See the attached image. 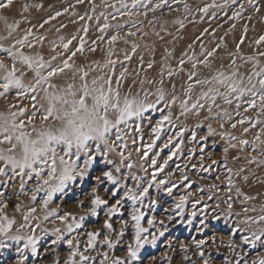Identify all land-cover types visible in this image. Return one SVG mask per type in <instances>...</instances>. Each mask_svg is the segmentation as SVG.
Segmentation results:
<instances>
[{"label":"rangeland","instance_id":"1","mask_svg":"<svg viewBox=\"0 0 264 264\" xmlns=\"http://www.w3.org/2000/svg\"><path fill=\"white\" fill-rule=\"evenodd\" d=\"M210 1L140 0L138 6L132 8V0H126L124 2L129 5L128 10L132 12V15L129 16L120 14L128 11L120 9V0H68V2L67 0H56L43 5L36 4V0H17L13 1L9 12L16 17V21L28 24V27L24 29L26 31L37 29L43 25L48 30L51 29L49 37L54 39L47 42L49 45L47 50L51 52L61 55L67 54V57H69L74 52L87 53L93 47H96V49L104 48L108 53L109 59L117 61L115 64L117 68H122L126 64L125 56L127 55L135 60L134 67L149 70L152 68L149 67V64H151L149 60L142 63L139 61L141 54L146 52L150 54V51L148 52L149 49H145L143 46L149 44L152 39L150 46L156 45L159 48V52L160 49L165 47L164 42L167 40H170V44L176 42L177 40H173V34L178 28H174L172 25V23L176 22L170 21L186 20L188 22L187 25L194 26V31L186 35H188L191 43L195 44L196 42L198 44L202 43V31L208 28V24L211 23V25L218 26L219 22H229L232 27L238 26L236 51H239L240 54L236 55L240 58L241 64L243 63L241 65L244 70L242 72L243 85L250 87L248 85L249 76L256 69L264 68V55H262L264 54V49L259 52L255 50L260 36H264V0ZM114 5L116 9H120V12H117L118 14H113L115 12L112 11ZM25 6H27L26 9ZM71 8L76 11L68 14ZM204 8H207V11H201ZM112 19L116 23L109 25L108 22L113 21ZM68 20L73 23L69 30L64 28L65 22ZM78 23L79 26L76 27ZM105 23L109 25L108 28L103 27ZM148 24L153 26L145 28L149 27ZM117 25L121 27H117ZM255 26H259L258 29ZM85 27L87 31H85ZM197 27H199L198 31ZM21 29L22 27H19V30ZM129 32H133L135 35H128ZM232 32L234 31L229 28L225 30L224 34ZM113 35L121 37L114 42L115 46H113V43L111 47L102 46V41H108L110 44V38ZM191 35L192 37H190ZM246 36H248L247 40ZM46 37V34L42 37L30 34L27 35L26 43L27 45H33L36 41ZM254 42L256 43L254 44ZM64 44L68 45L67 49L64 48ZM81 44L85 50L77 51ZM157 44H161V46L159 47ZM133 45L137 46L135 52L132 51ZM126 46L128 49L125 48ZM169 48L164 52L165 56L161 54L162 52L158 54L162 62L168 61L170 62L169 65H171V67L168 66L163 70V77L171 76L174 80L173 82L169 81L167 90L171 93L173 88L179 86V84L180 88L186 90L188 85L193 83L192 80L188 79L189 75H186L187 73L180 74L176 71V73L172 72L174 70L178 71V69H185L182 64L186 63L187 56L183 55V57L175 50H168ZM215 48L217 47L213 46L208 49L203 58L209 57V53ZM3 49L6 48L0 45V58L6 59L8 63H13L8 56V52ZM17 49L21 50L22 47L18 45ZM109 52H111V55H109ZM230 56L233 57V55ZM210 61L212 60L206 62ZM194 63L195 59L191 61V65ZM16 65H20L18 60ZM56 65L58 64H51L53 67ZM169 72L172 75H169ZM258 79L259 77L256 80L253 78V83H257ZM158 82L161 83V80L158 79ZM200 85L198 84V86ZM257 88H259L258 83ZM168 95L166 94L164 99L161 100L162 102H159L167 104L164 100H168L166 98ZM196 97L197 95H195L194 101H198L197 103L201 104L200 100H197L198 97ZM250 99L251 97L248 96L246 99L241 100L239 105L244 110H238L231 116L221 113V109L218 108L212 113L213 115H206L209 119L202 117L198 119L197 117L191 118V121L197 124H191L188 128V133L195 132L197 133L196 137L199 138L198 141H207L206 148L211 144L212 146L208 149L211 152L210 158H215L218 164L226 165L231 170L232 178L224 177L220 182L215 181L216 172L203 175L189 168L186 170V174L178 173L173 175L174 177L179 176L176 180L172 178L166 179L165 177L167 176L163 177L167 173V167L160 169L159 174L146 176L147 167L144 166L145 162L141 156L143 154L142 140H129V142L127 140L124 147H121L123 145L122 141L116 143L114 140L115 144L113 147H115L116 151L109 152L107 158L103 155H97L89 169L88 177L83 181L77 177L76 180L69 182L64 192L56 193L47 209H44L41 207V200L46 195V186L39 182L35 176L31 179L27 176L21 177L13 173L10 167H6L4 163L0 162V167L5 169L4 174L0 175V214L15 221L9 235L35 236L39 238L36 242L35 255L30 249L24 251V264H63L70 249L64 240L55 244L52 243L56 240L57 235L63 236L64 239L78 237L80 250L83 251L87 241L86 233L95 230H100L102 235L98 238L95 249L85 252V255L90 257L89 264H100L103 259L101 255L103 252H107L109 257L106 264H112V260L115 257L126 258V248L131 242L134 231L131 226L132 222L129 221L124 236L116 244L115 248L108 249L106 245L99 243V240L103 239V234L107 232V230L103 229V221L107 217L103 208L97 210L96 216L87 214V209L91 206L92 189L97 188L98 194L105 199L110 197L111 190L117 191V196L110 199V203H114L115 199H120L128 188L139 192L144 187L149 186L150 181L152 183L149 187V192L143 198L144 206L141 210L145 213V219L141 223L142 226L148 228V232L145 235H148L149 239L152 234L157 235L158 239L155 245L146 244L139 252L138 260L134 261L133 264H204L205 259L208 260L209 264H226V262L228 264H237L238 260L239 264H245V261L247 264H254V262L258 264L259 259L264 258V237L251 242V235L252 232L259 233L260 229L264 228V223L253 224L249 222L245 224L243 221L249 217L257 218L260 215H264V106H262L259 97H254L251 100L255 99V107L251 108L248 106ZM156 101L157 98L152 102L155 107L159 105V102L157 103ZM168 101H172V99ZM223 104H226L224 99ZM208 105H210V102L207 100L205 106ZM229 105L234 107L236 103L231 100ZM165 112V109L161 112L162 117L167 116ZM153 113H156V111ZM222 116L223 120H221ZM153 120H158V118L154 117ZM219 121H222V123L220 124ZM129 123L136 124L137 122L135 118H132L127 125L121 124L119 126L120 129H123V127L129 129ZM223 123L227 129L232 130L231 137L229 139L226 137L225 141L222 138L224 137ZM182 127L179 124V129ZM209 128L212 130L211 135H209ZM245 128L248 129L247 132L244 131ZM113 132H116V129L112 130L108 137L109 140ZM128 132L131 133L132 131ZM135 134L142 135L141 128L135 130ZM122 137L125 138L124 136ZM202 137L204 139H201ZM241 140H245L247 143L241 145ZM151 141L150 145L153 144V140ZM228 141H230V144ZM230 145H235V147ZM225 148H227V152L224 151ZM58 150L60 155H63V152L60 149ZM90 150L95 152V143L90 142ZM73 151L75 150L73 149ZM121 152H123L126 159L121 166L120 173H116L115 168L121 163ZM157 153L160 158L151 166L152 168L162 164L163 159H161V156L165 152L164 150L152 151V154ZM253 157H255L254 160ZM210 158H208L209 161L211 160ZM83 160L84 157L81 155L78 163L82 165ZM107 160H112L113 163L108 164ZM129 163L133 165L130 169L127 167ZM102 170H111L125 187L114 188L113 185L107 182L105 184L96 182L92 177L99 175ZM46 174L47 170L45 169L44 175ZM125 174H127V178H125ZM133 175L138 180L132 179ZM153 176H155V181H153ZM229 179L232 182L231 185L228 183ZM22 180L25 181L23 187H21ZM161 180L166 183L158 187V182ZM38 184H40L41 190L35 191ZM137 184L140 185L139 188H137ZM212 185H216V187H212ZM166 188L172 189L171 194L165 191ZM237 189H239V194ZM34 191L36 195L35 201L32 199ZM180 196L187 197L182 211L176 208ZM245 197H253V199H245ZM153 200L156 201L155 204L151 203ZM78 201H84V203L78 206ZM122 203L123 207L120 213L113 215L110 221L116 231L120 229L119 220L121 218L127 220L128 212L132 208V202L127 198ZM229 203L232 204L231 209L228 208ZM136 207H141V204L138 202ZM32 208L35 209V212H32L29 215V219L25 221L24 216ZM53 209L56 210V214L44 219L45 215ZM245 209H249V211H245ZM251 209H255V211ZM66 212L71 215L66 222H61L58 216L64 215ZM192 213H195V215H191ZM73 216L77 220H79L80 216H85V220L81 228L68 233L66 225L72 222ZM148 217L155 218V222L151 227L147 224ZM161 221L163 223H160ZM21 225L26 226L21 227ZM57 229L60 230L59 233H57ZM233 229H237V231L233 232ZM239 229H243V231ZM158 230L163 231L164 235L159 236ZM110 235L112 239H115V233ZM243 236H248L250 242L244 243L242 241ZM201 240L205 241V243L198 248L197 242ZM5 243L8 247L0 248V264H15L19 258L17 249L23 248L26 241L22 239L19 243H16L6 240ZM182 244L184 248L181 247ZM200 252H203L204 255L201 256ZM152 257H155V259H151ZM185 257H188V259H185Z\"/></svg>","mask_w":264,"mask_h":264},{"label":"snow or ice","instance_id":"2","mask_svg":"<svg viewBox=\"0 0 264 264\" xmlns=\"http://www.w3.org/2000/svg\"><path fill=\"white\" fill-rule=\"evenodd\" d=\"M13 0H0V8H7L12 5ZM140 0H132L131 7L136 8ZM115 7V6H113ZM187 7V6H186ZM27 6H25V9ZM120 9H129V5L120 0ZM120 9H116L117 12H120ZM201 11H207V8L201 9ZM121 15L127 14L132 15L130 10L126 12H121ZM103 15V14H102ZM107 19V18H106ZM0 20L5 22V26L9 30V35L18 24H8L6 17H0ZM177 23H180L177 21ZM104 28H108L109 25L105 23ZM117 27H121L117 25ZM85 31L87 28L85 27ZM31 31L25 35V37L15 41L16 45L23 47L27 42V35H30ZM128 35H135L133 32H129ZM118 35H113L110 38V42L114 43L119 39ZM4 39V37H0ZM260 41H264V36L260 37ZM83 44V41H82ZM77 48V51H83V46ZM31 47V45H28ZM15 47V45L13 46ZM136 45L132 46V51L135 52ZM64 48L67 49L68 45L64 44ZM8 52V55L13 57L12 67L8 68L2 61H0V69L3 70L4 74L0 77V96H4L9 92L10 89H19L18 95H24L27 92H37L43 91L44 95L41 97L42 103H40L38 111L42 112L41 116V125L39 128L33 127L32 131L26 130V125L23 120L17 122L16 117L24 115L25 110L21 108L19 112H10L7 115L0 113V145L8 144L9 147L6 149L0 148V162H3L6 167H10L13 173L20 175L21 177L27 176L31 179L33 176L46 186V195L41 200V207L47 209L49 203L52 201L53 196L56 193L64 192V189L67 187L68 183L74 181L79 177L83 181L89 175V169L91 168L93 161L97 155H103L107 158L108 153L116 151L113 145L115 141L109 142V135L113 129H116V139H122L120 125H127L128 121L132 118H140L145 111L149 108H154L153 103L147 102L148 93L145 92V98L141 99L138 96H129L121 95L118 88H113V76L112 75H97L93 77L90 81L87 79L88 73L84 72L83 69H78L81 72L79 76L80 83L73 84L70 83L66 87L58 88L56 84L51 83V78L59 73H62L65 69H70L73 67L68 61L71 60L72 56L75 55V52L72 53V56H69L68 59L63 61V66L60 65L51 66L50 62H45L42 57H32L24 55V53L17 50L13 52L12 49H3ZM94 51V49H92ZM111 55V52H109ZM211 55V53H209ZM264 55V54H262ZM17 59L19 63L26 66L27 69L31 70L34 73V83L25 84L21 78L24 73L17 68L16 62ZM55 59V57H53ZM125 59H130L129 56H125ZM251 59V58H250ZM117 61L109 59L107 63L101 68L111 66L114 70L115 64ZM183 63V61H181ZM152 65L149 64V67ZM196 65L193 64V68ZM21 71V75L17 76L16 73ZM169 75H172L169 72ZM124 72L120 73L119 77H116L117 85L120 84V80L123 78ZM196 76L195 71L191 72L188 79L192 80ZM236 73H232L231 76H226L223 72H217L216 75L212 78L195 81L196 84H218L223 85L227 88L228 93H237L239 96H243L246 92L251 93L253 97H259L262 106H264V68H261L260 71L254 72L248 78V85L246 87L243 85L242 81H237L235 79ZM253 77H259L257 83L259 88L257 89V83H253ZM143 83V81H141ZM151 83V81H149ZM193 85L189 84L186 89V94L192 91ZM51 90V91H50ZM211 94V99L215 100L217 95L223 96L225 103H231V100L228 99V95L220 93L218 89L210 87L207 92H203L201 95L203 98H208ZM31 99L35 102L37 101V96L33 95ZM164 99L163 89H157V103ZM46 102V103H44ZM173 102H175V97H173ZM239 106V105H238ZM248 106L251 108L255 107V99L248 101ZM33 107L36 108V103H33ZM181 107L184 112L189 111L188 101L184 100L181 104ZM203 107V105L194 103L192 104V109H197ZM183 114V113H182ZM36 112H33L28 118V123L31 124L33 118L35 117ZM170 116V114H169ZM169 116H164L161 121H157L156 127L153 131L159 135V131L163 121L169 120ZM51 119L55 121L56 124L45 125V121ZM243 123V121H241ZM235 127V125H233ZM139 128V126H137ZM245 132L248 131L247 128L244 129ZM212 134L211 128H209V135ZM201 139H204L203 137ZM235 139V137H233ZM259 139V137H257ZM90 142L95 143V152L90 150ZM155 143V141H153ZM247 141L241 140L240 144L244 145ZM103 146V147H102ZM235 147V145H230ZM124 147V145H121ZM58 148L63 152V155H60ZM73 149L75 151H73ZM203 150V149H202ZM139 151V149H137ZM227 152V148L224 149ZM83 155L84 160L83 164L80 165L78 162ZM147 155V152L144 153ZM67 157V159H66ZM73 157H75L73 159ZM121 163L116 166L115 172L120 173L121 166L126 159L123 155V152L120 153ZM168 159H171L169 156ZM255 157H253V160ZM251 162V161H250ZM108 164H112V160H107ZM156 161L153 160V164ZM167 163V160L165 161ZM216 163V161H213ZM132 164L129 163L127 167L132 168ZM163 168V165L160 166ZM45 169L47 174L44 175ZM79 169V170H77ZM17 170L18 173H17ZM5 169L0 167V175L4 174ZM231 170H229L230 172ZM99 184H111L114 188L125 187L116 175L113 174L111 170H102L99 175L92 177ZM127 178V174H125ZM132 179L138 180L136 176H132ZM219 179V177H217ZM153 181H155V176H153ZM25 181L22 180L21 187H23ZM152 181L149 182V186L144 187L142 191H134L132 188H128L124 192L123 196L120 199H115L114 203H110V199L117 196V191L111 190L110 197L108 199L103 198L98 194V189L93 188L91 193L90 207L87 209V214L91 216L97 215V210L103 208L105 210L106 219L103 221V229L107 230L103 234V239L99 240V243L106 245L108 249L115 248L116 244L121 240L125 234V229L129 225V221L132 222L133 235L131 242L127 245L126 248V258L115 257L112 260V264H133L134 261L138 260V254L146 244L155 245L158 236L155 234L151 235L149 239L148 235H145L148 232V228L142 226L141 221L145 219V213L141 210L143 205V198L148 194L149 187L151 186ZM166 182L161 180L158 182V187L164 185ZM231 185V180L228 181ZM140 185L137 184V188ZM216 187V185H212ZM40 184L37 185L35 191H40ZM108 191L107 189H105ZM35 191L33 193L32 199L36 200ZM169 194H171L172 189L166 188ZM239 194V189H237ZM127 198L132 202V208L128 212V219L125 220L121 218L119 220L120 229L116 231L113 227V224L110 223L113 215L120 213L121 208L123 207L122 201ZM187 197L180 196L179 203L176 204V208L183 210V205ZM245 199H253V197H245ZM141 204V207H136L137 203ZM84 201H78V206L82 205ZM155 204L156 201L151 202ZM195 207V205H193ZM228 208H232V204H228ZM255 211V209H251ZM249 211V209H245ZM35 212V209L32 208L29 210V213L24 216L25 221L29 219V215ZM56 210L48 212L45 215L44 219H48V216L55 215ZM70 213H64V215L58 216V219L61 222H66ZM191 215H195L192 213ZM171 219V217H169ZM218 219V218H217ZM85 216H80L79 220L76 217H72V222L66 225L67 232L71 233L75 229L81 228ZM155 222L154 217L147 218V224L149 227L153 226ZM249 222L255 223H264V215H260L257 218L249 217L243 221V223L248 224ZM15 223L14 220L8 219L6 216L0 214V248L8 247L5 243L6 240H11L16 243H19L22 239L26 241L23 248L17 249L19 258L16 260L15 264H24V251L30 249L31 252L36 254V242L39 239L35 236L22 237L19 235H9L12 225ZM160 223H163L161 221ZM26 225H21L25 227ZM243 231V229H239ZM34 231V230H33ZM59 233V229L56 230ZM159 231V230H158ZM237 229H233V232ZM115 233V239H112L111 235ZM87 241L84 247V250H80V241L77 238L64 239L63 236L57 235L56 240L52 243L55 244L61 240L69 246V252L67 259L63 264H89L90 257L85 255V252L89 250H94L98 238L102 235L100 230L88 231L86 233ZM164 232L159 231V236H163ZM264 237V228H261L259 233L252 232V241L260 240ZM242 241L244 243H249V237L243 236ZM205 241L201 240L197 242V247L204 244ZM231 243V242H230ZM184 248V245H181ZM186 250V249H185ZM201 256L204 255L203 252L199 253ZM103 259L100 261V264H106L109 257L107 252L101 253ZM166 255V254H165ZM95 259V258H92ZM151 259H155L152 257ZM188 259V257H185ZM204 264H209L208 260H204ZM228 264V262H226ZM239 264V260L237 261ZM245 264L247 262L245 261ZM256 264V262H254ZM258 264H264V258L259 259Z\"/></svg>","mask_w":264,"mask_h":264},{"label":"bare ground","instance_id":"3","mask_svg":"<svg viewBox=\"0 0 264 264\" xmlns=\"http://www.w3.org/2000/svg\"><path fill=\"white\" fill-rule=\"evenodd\" d=\"M13 1H17V0H13ZM36 1H37L36 4L43 5V4H47V2L48 3L55 2L56 0H36ZM114 1H117V0H114ZM10 7H12V5H10L7 8H0V17H6L8 24H16V22L18 21H16V17L9 12ZM75 11L76 10H73V8H71L68 11V14L71 12L73 13ZM112 11H115L113 12V14H118L116 11V6L112 8ZM112 20L113 21L108 22L109 25L116 23L114 19ZM197 21H200V20H197ZM170 22H176V23H172V25L174 26V28H178L177 31L174 32L173 34V37H174L173 40H177L176 42H173L172 44H170L169 42L170 40H167L166 42H164L165 47L160 49L159 52H158L159 48L156 45L150 46L151 45L150 42L152 41V39L150 42L148 41L149 44H145V46H143V48L149 49L148 52L150 51V54H147V52L141 54L139 61L142 63L143 61L149 60L152 65L151 66L152 68L150 70L142 69L139 67H134L135 60L132 58L128 60L126 59V62H125L126 64L123 65L122 68L120 67L117 68L115 66L113 70L112 67L109 66V67H105L102 69L101 66L105 65L107 61L109 60L108 53L106 49L104 48L96 49V47H93L92 49H94V51L90 49L87 53H81V52L77 53L76 52L74 56L71 55L72 58L68 62L72 64L73 67L70 69H65L62 73H59L58 75L53 76L51 78V83L56 84L58 88L66 87L70 83L78 85L80 83L79 76L81 75V72L78 71V69H83L84 72L88 73L87 79L89 81L97 75H105V74L112 75L113 76L112 86L113 88H118L122 96L123 95L138 96L139 98L144 99L145 92H147L148 93L147 98H146L147 102L152 103L154 99L157 98V89H163L164 96L166 94H169L168 96H166V98L168 100L172 99V101L164 100L167 102V104L161 103L162 101L159 102V105H157L156 107L149 108L147 111H145L143 115L141 116V119L135 118L137 122L136 124L129 123L128 124L129 129L123 127V129H121L120 134L121 136H124L125 138L122 137V139L117 140L116 132H113L114 136L112 135L111 139L113 141L115 140L116 143L118 141H122L123 145L127 142V140L128 142L129 140L130 141L142 140L143 154L141 156H142L143 161L145 162L144 166L147 167L146 176H149L150 174H153V175L159 174L160 169H161L160 166L163 165V167H167V173L163 175V177L167 176L165 177L166 179L172 178L173 180H176L179 176L174 177L173 175L178 174V173L186 174V170H188V168L193 169L196 172H200L203 175L206 173L212 174L216 172L217 175L215 176V181L217 182H220L221 179L224 177L232 178V173L229 172V169L226 165L224 166L223 164H218V162L213 163V161H215V158H210L211 152L210 150H208L210 149L212 145L210 144V146L206 148L205 146L208 144V142L198 141L199 138L196 137L197 133L195 132L188 133V128L191 124H197L191 121V118L193 117H197V119L201 117L206 119L208 118L206 115H209V116L213 115L212 113L218 108L221 109V113H224L227 116H231L233 113L237 112L238 110H241V109L244 110V108L239 105V102L241 100L246 99V97L248 96L251 97V99L254 98L253 96H250L251 93H248V92H246L243 96H239V98H237L238 96L237 93L229 94L227 88L223 85L202 84L198 86V84L195 83L197 79L199 80L209 79L210 80L212 76L217 74V72H223L226 76H231L232 73H236L235 79L237 81H242V72L244 70L241 67V65L243 63L241 64L240 58L236 55V54H240L239 51H236V39H237V33H238V26L232 27L229 22L228 23L219 22L218 26L211 25L210 23L208 24V28L202 31L203 33L202 43L198 44L196 42L195 44V43H191V40H189V37H188L190 32L194 31L193 29L194 26L191 27L187 25L188 22L186 20H180L179 24L177 23V21H170ZM65 23L66 24L64 28L68 30L71 27V25H73V23L69 22V20L66 21ZM78 26H79V23L77 24L76 27ZM148 26L149 27H145V28H150L153 25L150 26L148 24ZM19 27H22V29L19 30ZM27 27H28L27 23L24 24L22 22H18L15 28V31H13L11 35H9V30L5 26V22L3 20H0V37H4V39H0V45L6 49H12L13 52H16L18 50L17 49L18 45L15 44V41L25 37V35L29 32V31L24 30ZM42 27H44V25L39 26L37 29L36 28H34L33 30L31 29L30 30L31 34L38 36V37H42L43 35L46 34L47 37L45 39L36 41L33 45H31V47H29L27 43H25V45L19 51L24 53V55H27V56L42 57L45 62H50V64H58L62 67L63 61L68 59L67 57L68 55L67 54H63V55L56 54L54 52L47 50L49 47L47 42L52 41L54 38L49 37V35L51 34L50 33L51 29L48 30L46 27L44 28ZM258 27L259 26H255L256 29H258ZM229 28H231L234 32L230 34H224L225 30H228ZM198 30H199V27H197V31ZM16 35H17V38H16ZM220 36L222 37L221 39H220ZM190 37H192V35ZM247 39H248V36H246V40ZM101 43H102V46H106V47H111L112 45V43L109 44L108 41H102ZM255 43L256 42H254V44ZM14 45L15 47H13ZM157 45L159 47L161 46V44H157ZM113 46H115L114 43H113ZM213 46H216L217 48L211 51V55L209 57L203 58V56L205 55V52L208 49L212 48ZM125 48L128 49L127 46ZM167 48H169L168 50H175L179 55L187 56L186 63L182 64V66L185 67V69H178V71L174 70L172 73L179 72L180 74L187 73L186 75H190L191 72L195 71L196 76L193 77L192 79L193 88L190 93L186 94V90L180 88V84L179 86L174 87L171 93L168 92L167 90L168 83L169 81L173 82L174 80L172 79L171 76L163 77L164 76L163 70L168 66L171 67V65H169L170 62L168 61L162 62V60H160L159 55H158L162 52L161 54L165 56L166 54L164 52H166ZM263 49H264V41H260V43H258L255 46V50L259 52L260 50H263ZM230 55H233V57H231ZM53 57H55V59H53ZM9 58L11 62H13V57L9 56ZM194 59H195L194 64L196 65L195 68H193V65H191V61ZM208 60H212V61L206 62ZM0 61H2L8 68L12 67V63H8L6 59L0 58ZM16 66L18 69H20L24 73V75L21 78L23 79L25 84H28L30 82L34 83V73L31 70L27 69L26 66L22 64L16 65ZM21 71H18L16 75L20 76ZM258 71H260L259 68L255 70V72H258ZM121 72H124V76L120 80V84L117 85L116 77H119ZM3 74H4L3 70L0 69V77H2ZM178 77L180 78V76ZM253 78L254 80H256L257 77H253ZM158 79L161 80V83H159L160 81L158 82ZM141 81H143V83H141ZM149 81H151V83H149ZM0 82H2V80H0ZM210 87L218 89L220 93L227 94L228 99L232 100L233 103H236V106L232 107L231 105H229V103L223 104L224 98L223 96H220V95H217L215 97V100L211 99V94L208 98H203L201 94L203 92H207ZM19 91L21 90L13 88V89H10L9 92L6 93L4 96H0V113H4L5 115H7L10 112H19V110L23 108L25 110L24 115L17 116L16 120L17 122L23 120L26 125V130L32 131L33 127L39 128L41 125L42 112L38 111L37 109L39 108L40 103H42L40 98L43 97L44 93L43 91H37V92H27L24 95H18ZM33 95L37 96V101L35 102L31 99ZM195 95H197L198 98L197 97L196 98L197 100H200V103L203 105V107L192 109V104L198 102V101L196 102L194 101ZM173 97H175V102H173ZM186 99L188 101L189 111L184 112L181 107V104ZM207 100L210 102V105L205 106ZM33 103H36L37 105L36 108L33 107ZM161 105H164V106H161ZM164 109L166 111L165 115L169 116L170 114L169 120L163 121V124L161 125L160 131H159V135L157 136V134L153 131V129L156 127L157 121H161L163 119V117L161 116V112ZM207 109H210V110H207ZM155 111L156 113H153ZM33 112H36V115L33 118L32 123L29 124L28 118L29 116L32 115ZM154 117L158 118V120H153ZM223 119L224 118L222 116L221 120ZM219 122L220 124L222 123V121H219ZM44 123L45 125L56 124V122L52 121L51 119H49L48 121H45ZM179 124L183 126L181 129H179ZM212 124L214 125V123ZM222 125H223V132H224L223 133L224 137L222 138L225 141L226 137L228 139L231 137L232 130L227 129L224 123ZM137 126L141 128L142 135L135 134V130L137 129L139 130ZM128 131H132V132L130 133ZM111 139L109 140V142L112 141ZM151 140L155 141V143L150 145V143L152 142ZM228 143L230 144V141H228ZM8 147H9L8 144L0 145V148H3V149H6ZM153 150H157V151L164 150L165 152L163 153V156H161V159H163L162 164L159 166L157 165L154 168L151 167L154 165L153 160L156 161L160 157L158 153L152 154ZM145 152H147L146 156L144 155ZM169 156H171V159H168ZM208 158H210L211 160L209 161ZM166 160H167V163H165ZM217 177H219V179H217Z\"/></svg>","mask_w":264,"mask_h":264}]
</instances>
